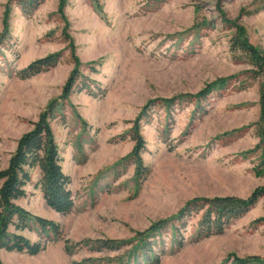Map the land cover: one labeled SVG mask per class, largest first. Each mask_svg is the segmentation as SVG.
Masks as SVG:
<instances>
[{
  "label": "rangeland",
  "instance_id": "1",
  "mask_svg": "<svg viewBox=\"0 0 264 264\" xmlns=\"http://www.w3.org/2000/svg\"><path fill=\"white\" fill-rule=\"evenodd\" d=\"M238 28L264 54V0H66L61 13L59 0H43L29 14L17 0H0V170L20 137L59 98L72 53L80 63L76 87L50 120L74 206L67 215L47 208L32 172L16 204L57 224L59 234L39 239L34 223L21 234L45 249L36 256L0 250L2 264H126L139 242L135 234L164 220L171 221L161 232L142 239L151 244V259L129 264H233L230 255L263 257L264 225L253 221L264 216V197L209 238L197 239L198 217L172 220L192 199L245 198L264 186V173L255 174L260 152L254 127L264 75L253 78L249 63L231 53ZM55 53L60 60L54 68L18 78L30 63ZM226 78L225 87L205 100L183 97L170 109L162 102ZM150 100L154 105L139 131L145 171L138 174L129 158V131ZM100 241L125 244L98 251Z\"/></svg>",
  "mask_w": 264,
  "mask_h": 264
},
{
  "label": "trees",
  "instance_id": "2",
  "mask_svg": "<svg viewBox=\"0 0 264 264\" xmlns=\"http://www.w3.org/2000/svg\"><path fill=\"white\" fill-rule=\"evenodd\" d=\"M17 1L20 2L21 9L25 14L36 10L43 3V0ZM65 2L66 0H59L60 13L65 6ZM4 28L5 32L6 19H4ZM230 51L232 54L244 58L249 63L251 70L248 73L253 78L264 75V54L248 43L241 28L236 30L235 35L230 40ZM71 56L73 68L62 88L59 98L51 101L46 109L41 112L38 120L33 124V128L20 137L17 141L15 151L8 160L6 168L0 170V250L29 256L38 255L45 249V244H42L40 240L31 242L21 234L22 231L31 230V226L34 223L37 227L39 239L48 233L53 235L59 234L57 224L50 220L31 215L16 204V201L25 198V187L30 184L31 173L35 170L39 172V179L34 188L40 191L47 208L60 215H67L74 206L72 194L68 189L70 180L62 172L58 146L50 127V120L54 117L55 109L58 106L57 104L69 98L72 90L76 87V82L80 78V63L73 53ZM59 60L60 53L37 59L26 68L20 70L18 78L24 80L36 76L45 70L54 68ZM229 79L231 78L218 79L213 83L207 84L204 89L194 95H179L168 100H162V102L170 109V106L175 101L183 97L205 100L215 89L225 87ZM80 89H84V86ZM258 95L259 117L254 124L255 135L258 138L255 149L260 152L259 164L255 172L257 176L264 173V82L259 85ZM153 105L154 101L150 100L141 107L129 131L130 140L133 142V148L129 153V158L132 159V163L138 174L144 173L145 171L141 159V153L144 150L145 143L139 133L140 123L147 117ZM169 109L166 110L169 112ZM263 197L264 186L256 187L245 198L234 196L195 198L187 202L172 220L182 221L185 218L198 217L197 239L209 238L223 233L231 223L242 219ZM170 221H159L151 225L146 231L137 232L135 236L139 242L129 250L126 257V264H129V260L135 263L139 258L143 261H149L151 259L152 247L150 243L145 242L147 240L142 239H144V236L145 238L148 236L150 238L154 237ZM253 224L264 225V216L254 220ZM10 228L14 230L13 233L9 232ZM174 229L177 230L176 227ZM97 244H99L96 245L98 251H117L125 243L121 241H100ZM65 251H71L67 245L65 246ZM228 258L233 260V264H264V256H251L240 259L230 255ZM84 262L72 264H83ZM0 264H2L1 261Z\"/></svg>",
  "mask_w": 264,
  "mask_h": 264
},
{
  "label": "crops",
  "instance_id": "3",
  "mask_svg": "<svg viewBox=\"0 0 264 264\" xmlns=\"http://www.w3.org/2000/svg\"><path fill=\"white\" fill-rule=\"evenodd\" d=\"M36 174H38L39 175V172H38V170H35L34 171ZM36 190H38V189H36ZM39 191V190H38ZM40 192V191H39ZM40 196H41V198H42V195H41V193H40ZM43 200V199H42ZM16 203H17V201H16Z\"/></svg>",
  "mask_w": 264,
  "mask_h": 264
}]
</instances>
